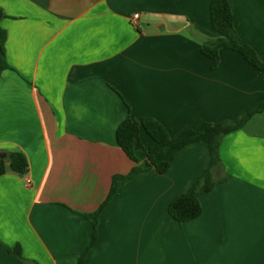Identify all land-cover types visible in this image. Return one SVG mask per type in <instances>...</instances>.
<instances>
[{"label":"crops","instance_id":"1","mask_svg":"<svg viewBox=\"0 0 264 264\" xmlns=\"http://www.w3.org/2000/svg\"><path fill=\"white\" fill-rule=\"evenodd\" d=\"M229 1L264 61V0ZM211 2L0 0V264H264V110L222 137L196 219L176 220L169 205L209 167L202 142L167 172L125 182L91 216L113 176L136 165L117 140L127 117H153L178 140L264 103V77L239 51L222 49L215 68L203 53L218 36ZM141 141L139 163L153 145L143 129ZM10 152L26 157V173L11 169Z\"/></svg>","mask_w":264,"mask_h":264},{"label":"trees","instance_id":"2","mask_svg":"<svg viewBox=\"0 0 264 264\" xmlns=\"http://www.w3.org/2000/svg\"><path fill=\"white\" fill-rule=\"evenodd\" d=\"M5 15V12L0 8V21ZM210 15L212 26L218 36L206 40L203 43L202 51L211 60L212 67L215 68L218 65L222 49H232L239 51L264 77V61H262L256 50L245 43L239 36L234 24L230 1L212 0ZM6 38L7 31L0 24V69L7 66L5 58ZM263 110L264 103L260 108L247 111L235 119L205 123L200 129H188L178 140L172 139L167 128L153 117H143L139 120L127 117L117 129V140L126 154L136 162V165L127 174H116L113 176L108 196L97 211L91 215L93 220L95 221L96 217L106 207L119 186L136 175L153 169L158 173L167 172L178 153L184 147L192 143L202 142L210 150L211 161L209 167L197 177L189 190L177 195L169 205V213L176 220L187 222L196 219L203 211L198 194L201 191H211L216 183L213 178V168L220 162L218 149L222 137L231 131L244 127L254 114ZM142 129L152 138L153 145L146 148L147 158L142 163H139L135 150L136 148H145V145L141 141ZM8 158L12 170L18 173L27 172L29 167L28 161L22 153L10 152ZM6 171V159L0 157V175L6 173ZM95 240L96 230L90 246L94 244ZM12 251L18 255H21L22 252L20 246L14 247ZM84 258L85 255L80 258L79 264H85Z\"/></svg>","mask_w":264,"mask_h":264},{"label":"water","instance_id":"3","mask_svg":"<svg viewBox=\"0 0 264 264\" xmlns=\"http://www.w3.org/2000/svg\"><path fill=\"white\" fill-rule=\"evenodd\" d=\"M0 157H1V158H5V157H6V153H4V152H0Z\"/></svg>","mask_w":264,"mask_h":264},{"label":"built area","instance_id":"4","mask_svg":"<svg viewBox=\"0 0 264 264\" xmlns=\"http://www.w3.org/2000/svg\"><path fill=\"white\" fill-rule=\"evenodd\" d=\"M139 17V13H135L134 15H133V18L134 19H137Z\"/></svg>","mask_w":264,"mask_h":264}]
</instances>
